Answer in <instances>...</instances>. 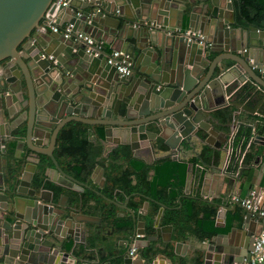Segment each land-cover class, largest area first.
I'll return each mask as SVG.
<instances>
[{
    "label": "water",
    "instance_id": "1",
    "mask_svg": "<svg viewBox=\"0 0 264 264\" xmlns=\"http://www.w3.org/2000/svg\"><path fill=\"white\" fill-rule=\"evenodd\" d=\"M64 2L0 0V264H97L73 258L64 244L68 237L84 242L85 224L95 222L80 213V194L70 204L60 194L63 188L81 194L90 189L67 174L54 156L59 132L69 122L89 125V136H95L94 126H102L104 141L118 135L117 144L128 145L134 154L144 149L154 155L162 143L168 152L155 160H179L176 154L183 146L196 139L207 142L216 109L232 105L264 121V29L239 24L231 2L222 7L220 0ZM186 14L189 30L200 32L205 45L184 36ZM53 15L60 30L63 23L72 25L70 37L40 29ZM77 32L115 44L127 56L131 72L118 73L107 63L106 52L87 53ZM213 51L220 54L210 61ZM215 92L220 96L216 101ZM254 141L264 145L262 136ZM11 142L15 148L9 158ZM44 156L53 167L48 168ZM42 167L36 184L34 176ZM102 171L97 166L93 172L101 175V187ZM191 171L188 166L186 193ZM242 172L238 168L233 180L239 182ZM261 179H251L248 187L254 185L257 196L264 188ZM158 219L151 235L143 222L135 224L120 264H156L163 254V245L155 244L158 237L162 243L172 240V226H159ZM224 219L216 217L215 226L224 227ZM263 225L264 218L246 212L242 225L228 233L202 229L209 239L198 243L199 253H192L196 262L187 264L249 259ZM131 248L138 255H131ZM187 249L182 241L173 244L175 255L185 257Z\"/></svg>",
    "mask_w": 264,
    "mask_h": 264
},
{
    "label": "crops",
    "instance_id": "2",
    "mask_svg": "<svg viewBox=\"0 0 264 264\" xmlns=\"http://www.w3.org/2000/svg\"><path fill=\"white\" fill-rule=\"evenodd\" d=\"M231 2L233 5V15L236 18V21L241 23V19L238 16V5L237 0H220V6ZM76 5L79 3L74 2ZM87 10H89L87 8ZM85 11V10H83ZM58 14V13H57ZM229 18L231 17V12H226ZM57 15L55 14V17ZM67 25L63 23L62 27ZM249 25V24H246ZM264 29V26L261 27ZM189 30L188 28V17L187 14L183 19V28L182 32ZM50 31V30H49ZM103 43L104 51L110 52L112 49L120 50L116 48L115 44H109L105 41H100ZM122 52V51H121ZM220 53L213 51L208 56V60H212L217 57ZM214 101L219 99V94L215 92V95L212 96ZM245 97H239V100H244ZM251 105V102H249ZM230 106V105H227ZM232 106V105H231ZM234 107V106H233ZM224 109V108H223ZM221 109H216L213 112V117L216 118L217 122L212 123V134H205L204 138H207V142L201 140H194L193 145H185L181 150L176 154L177 158L180 161L188 162L190 168L192 169V177L190 187L186 193V188L181 192L182 197H177L176 200L172 203L171 208L179 210L183 207L182 199H190L193 202L192 213H195V218L202 219V229L204 230L205 226L208 227L209 223L216 229H222L224 227L217 228L216 217L222 219L224 216V226L226 225V216L228 209L233 211V198H243L246 197L251 190L255 189V186L249 189L251 185V179L254 182L255 180L261 179V185H264V145L259 144L254 141V122L258 120L259 117H252L243 111L240 112L234 107V117L230 120H224L222 117L216 115V112ZM230 124V126H228ZM249 125H253L249 126ZM201 134V132H200ZM234 137V138H233ZM118 135H113L109 142L96 140V136H90L89 140L96 147H101V158L102 161L98 166H101L103 169V176L105 178L104 186L101 175L93 172L91 177L83 183L89 186L90 189H85L83 194L76 192L69 188H63L60 191V194H64L68 197L67 204H70L74 198H79L78 195L83 198L80 213L86 216H91L94 219V223L85 224V241L81 242L79 240L74 241L71 237H68L64 244L67 251H70L73 258L86 259L91 256V261L96 262L97 264H112L108 260L110 252L125 249L129 245L133 232L127 231V229L117 228L118 224L121 221H126L127 218L132 217L135 223L143 222L145 228L149 224L153 225L157 217H159L158 222L159 226H168L160 223V218L166 211L168 203L171 202L173 190L175 188L166 187L158 188L153 191V194L149 192H144L143 188L148 187V185H143V183L138 184V180H142L146 176V182L152 179L154 170L152 166L159 161L160 159L155 160L154 157H159L155 153L154 155L146 152L144 149H140L134 154L130 150L131 158L134 160H139L146 165V175L140 174L138 171H134L131 167L128 166V160L124 157L119 162V170H123V178L130 181L129 185H118L114 181L117 177H121L119 174L114 176L112 173L113 168H110V162L106 161L105 158L115 150H120L124 153V149L130 147L126 144H117L119 141ZM233 138V139H231ZM251 144V147L248 151V148ZM57 145V142H56ZM206 149V155L208 159L205 163L200 160V151L201 149ZM55 151V150H54ZM247 155V160L243 163L244 156ZM114 154V153H113ZM119 154V156H120ZM243 155L242 163L239 167V161ZM46 156H44L45 158ZM114 157V156H113ZM117 157V156H116ZM172 159V158H171ZM48 164V168L53 167L49 159H45ZM173 160V159H172ZM175 160V161H179ZM60 167L69 175L76 178L72 173V167L75 165L70 159H57ZM107 166V167H106ZM97 167V166H96ZM95 167V168H96ZM238 168H243L240 181L245 179V183L237 182L233 180ZM109 169V170H108ZM111 172V175L108 177V174ZM255 172V173H254ZM93 175V176H92ZM115 178V179H114ZM77 179V178H76ZM78 180V179H77ZM80 181V180H79ZM126 184V183H125ZM93 190L98 191L100 195L96 194ZM88 192V193H87ZM89 196L91 198L88 202L85 201V198ZM258 202L261 206H264V188L261 190L260 194L257 196ZM101 199V201H100ZM96 200V201H95ZM58 201V200H57ZM96 202V203H94ZM93 203V204H92ZM106 212H109L112 217H106ZM235 213V211H233ZM232 217L235 216L231 213ZM233 219V218H232ZM210 220L212 222H210ZM242 225V223H241ZM240 225V226H241ZM189 229L195 228V223L189 221ZM211 226V227H212ZM236 222H233L232 227H240ZM210 228V226L208 227ZM174 227H172V234L174 233ZM89 231V232H88ZM198 234V236H192L185 234L183 232L184 239L181 241L188 245L186 256H192V253L196 252V246L199 242L206 243L209 236L205 234ZM212 231V230H211ZM214 233H224L221 231H212ZM228 233V232H227ZM154 228H153V233ZM185 234V235H184ZM201 236L200 238H198ZM145 238V237H144ZM143 238V239H144ZM155 244L163 245L161 237H158V241ZM139 251L136 253L138 255ZM146 253V252H145ZM79 254V255H78ZM174 255V259L177 260L178 255ZM169 256L159 255L155 259L156 264H170ZM194 259V258H193ZM195 260V259H194ZM194 262V261H193ZM192 262V263H193Z\"/></svg>",
    "mask_w": 264,
    "mask_h": 264
},
{
    "label": "trees",
    "instance_id": "3",
    "mask_svg": "<svg viewBox=\"0 0 264 264\" xmlns=\"http://www.w3.org/2000/svg\"><path fill=\"white\" fill-rule=\"evenodd\" d=\"M238 5V16L242 20L244 25H255L259 28L264 26V0H237ZM213 59V58H212ZM216 115L222 117L224 120H230L234 117V107L227 106L224 109L216 112ZM91 127L89 125L83 124L81 122H69L65 127L61 129L57 138V145L54 151V156L56 159H70L73 161L75 165L72 167L73 175L80 181H87L98 164L102 161L101 158V147H96L91 143L89 138V129ZM94 130V135L96 136V140L102 141L104 138V131L102 126H94L92 128ZM254 134L255 136H262L264 137V121L257 120L254 122ZM251 147V144L248 148V151ZM15 144L13 142L8 144V157L12 158L14 154ZM120 150L112 151L106 158V161L110 162V168H113V175L117 176L119 174L121 177H117L114 181L118 185H129L130 181L127 179L122 180L123 177V170H119L121 166H119V161L124 159V157L128 160V166L131 167L134 171L140 172V174L146 175V165L139 160H134L131 158L130 149H124V153L121 151L122 154L119 153ZM168 152V148L164 146L162 143H159L158 147L156 148V153L158 155H163ZM114 153V154H113ZM120 154V156H119ZM206 149L203 148L200 151V160L205 163V159L207 161L208 155H206ZM247 153L244 156L243 163L246 162ZM114 156V157H113ZM117 156V157H116ZM45 159H48L45 157ZM188 162L185 161H175L172 160L170 157H165L157 161L153 166L152 169L154 170L152 179L146 182V176L142 178V180H138L137 185L143 183L148 185V187L143 188L144 192H149L153 194V191L157 190L158 188H166L172 187L175 188L173 190L171 202L168 203V207L166 211L160 218V223L163 225H171L174 227V233L172 234L171 242L163 244L162 253L169 257H173V244L176 241H181L184 239L183 232L188 235L198 236L202 228V219L195 218V213H192L193 202L192 200L182 199L183 207L179 210H175L171 208L172 203L176 200L177 197H182L181 192L184 188L186 182V175L188 170ZM107 167V166H106ZM109 170V169H108ZM44 168L42 167L34 176V183L39 184V181L42 178ZM111 175V172L108 174V177ZM112 176V175H111ZM115 179V178H114ZM126 183V184H125ZM88 193V192H87ZM91 198L87 196L85 201L88 202ZM96 201V200H95ZM101 201V199H100ZM233 211L228 209V213L226 216V225L222 229H216L209 223L208 228L204 225L205 230L207 232L212 231H221L227 233L232 228L233 222H236L239 226L241 225L243 218L246 214V211L240 206L238 202H233ZM233 213V216L231 215ZM106 217L110 218L112 215L109 212H106ZM233 218V219H232ZM189 221H193L195 223L194 229H189L188 223ZM210 222H212L210 220ZM135 221L134 219L127 218L126 221H121L118 224V229L123 228L127 229L131 233H134L135 228ZM212 226V227H211ZM147 233L146 235H151L153 233L152 225L149 224L146 228ZM212 230V231H211ZM184 234V235H185ZM125 249H120L116 251L110 252L108 256V260L112 262V264H120L121 263V255L125 252ZM199 253V251H196ZM195 252V253H196ZM79 255V254H78ZM87 259L91 260V256L88 255ZM175 264H187L192 263L193 261L196 262L192 256L188 255L185 257H178L177 260H174Z\"/></svg>",
    "mask_w": 264,
    "mask_h": 264
},
{
    "label": "built area",
    "instance_id": "4",
    "mask_svg": "<svg viewBox=\"0 0 264 264\" xmlns=\"http://www.w3.org/2000/svg\"><path fill=\"white\" fill-rule=\"evenodd\" d=\"M65 0H55L56 5L65 4ZM89 1V0H87ZM97 1V0H92ZM46 16H49L48 13ZM48 29L53 32L61 31L65 37H70L72 35V25H65L61 30L58 25L55 24L54 15L53 17H47L41 23V30ZM184 36L191 41L198 42L199 44L205 45L202 41L203 36L198 31H190L186 30L184 32ZM76 37L78 39H82L86 44V52L98 55L100 53L105 52L102 42H95L92 38L88 37L85 34L76 33ZM106 61L108 64L115 66L118 73L122 75H127L131 72V63L127 60V56L117 50H111L110 52H106ZM234 138V137H233ZM231 138V139H233ZM243 155L239 161V167L242 163ZM257 193L255 190H251L246 197L243 198H233L235 202H238L240 206L246 211L251 213L252 215L258 217L259 219L264 218V208L258 204ZM136 253L135 248H131L130 254L134 255ZM236 264H264V225L261 228L259 234L254 238L253 242V251L251 252L249 259H243L242 262Z\"/></svg>",
    "mask_w": 264,
    "mask_h": 264
}]
</instances>
